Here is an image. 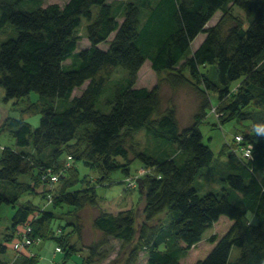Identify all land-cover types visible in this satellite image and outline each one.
<instances>
[{
	"label": "trees",
	"instance_id": "16d2710c",
	"mask_svg": "<svg viewBox=\"0 0 264 264\" xmlns=\"http://www.w3.org/2000/svg\"><path fill=\"white\" fill-rule=\"evenodd\" d=\"M27 1L0 0V33L8 26L17 32L0 40V88L6 100L17 103L36 91L41 104L29 100L20 109L21 116H7L1 127L23 149L1 147L0 208L5 204L15 208L22 191L34 190L31 182L20 181L34 168L32 177L45 188L46 201L52 192L53 200L44 207L27 202L16 208L12 227L0 242V264H40L30 247L45 238H54L63 252L67 250L66 262L77 247L65 239L61 227L53 232L56 213L46 208L64 204L74 208L81 240L80 211L86 206L98 210L94 226L105 238L88 245L89 254L81 264L105 259L103 246L109 238L134 243L131 263L144 249L145 264H264V177L259 176L264 169V131H257L258 126L264 129V0H122L118 6L109 0H68L64 5L34 0L30 7ZM234 7L243 9L246 19L235 15ZM217 11L222 16L207 26ZM83 18L88 20L90 45L78 49L76 30ZM202 32L205 38L192 49ZM105 41L108 47L102 48ZM146 60L158 73L169 70L172 86H196L202 100L191 124L181 126L174 107L162 109L158 85H136ZM209 66L215 70L213 77L202 72ZM118 67L125 75L113 79ZM86 82L82 92L74 94ZM211 92L217 93V104L213 105ZM39 107L40 124L33 128L24 114ZM208 110L219 112L223 122H246L236 134L253 144L252 157L243 158L234 151L236 134L228 143L230 154L223 163L228 189L219 194H201L196 186L215 159L200 128ZM143 129L154 147L137 151L129 142ZM31 145L34 151L26 149ZM29 153L37 163H31ZM80 159L95 167L102 180L117 169L129 176L137 159L149 169L139 187L145 197L139 224L130 208L118 212L102 208L94 186L70 191L44 187L41 176L48 169L66 180ZM35 215L30 235L36 241L17 255L14 250L13 259L4 257L9 242L13 248L23 229L19 225ZM162 215L168 220L161 222ZM211 228L214 231L205 237ZM234 246L240 253L231 259Z\"/></svg>",
	"mask_w": 264,
	"mask_h": 264
},
{
	"label": "rangeland",
	"instance_id": "374dc122",
	"mask_svg": "<svg viewBox=\"0 0 264 264\" xmlns=\"http://www.w3.org/2000/svg\"><path fill=\"white\" fill-rule=\"evenodd\" d=\"M43 5H47L49 3H60L64 5L68 0H40ZM114 6L120 5L122 0H109ZM34 0H28L26 3L27 7L32 6ZM96 10V8H95ZM233 13L240 18L246 19V12L243 9L238 7L233 8ZM222 16V11H217V13L210 19L207 26H212L218 22L220 17ZM121 14H119V19L122 20ZM87 24L88 20L86 18L82 19L81 25L77 28L76 34L79 37L78 49L88 47L90 45V41L87 34ZM17 32L13 30L12 27L8 26L5 28L2 33H0V40H5L6 38L11 36H16ZM114 33L111 35L110 38ZM206 34L204 32L200 33L192 44V49L198 47V45L205 38ZM102 48L108 47V42H102L100 44ZM72 59L69 58L66 60V64H71ZM214 68L212 66L202 67V72L206 73L209 77L214 76ZM169 70H164L160 73L156 72L150 60H146L142 65L138 79L136 82L137 86H147L149 88H153L156 85L160 87V93L162 96V109H166L168 107H174L176 109L177 115L179 117L181 126H187L191 124L194 120V115L199 108L202 97L198 92L196 86L194 85H185L180 87L172 86L167 80V76L169 75ZM185 74L190 76L189 71H185ZM125 75V71L122 67H118L115 69L113 74V79H119ZM194 81H196L194 79ZM86 82L81 87L75 88L74 94H80L83 88L87 85ZM197 83V82H196ZM200 87L204 88L203 83H198ZM210 97L213 105L218 103V95L215 92L210 93ZM29 100L33 103L39 102V95L36 91L31 92L29 97H24L17 103V99H5V91L3 88H0V103L4 104L5 107L9 110V115H13L16 117L21 116V108L23 106L28 105ZM99 107H102V104H98ZM1 107V106H0ZM109 111V109H107ZM208 115L202 121L200 128L203 133V141L208 144L215 154V159L213 164L208 167L203 173L198 177L196 181V186L199 188V192L204 194L208 191H214L216 193L223 192L226 188L228 189V184L224 180L223 175V163L230 154L228 143L234 142V135L241 130H244V126L247 124L246 122L239 123L236 120H230L223 122L220 118V115H215L208 110ZM8 115V116H9ZM0 116H2L1 108H0ZM24 117L32 124L33 128H36L40 124L41 118V109L34 112H29L24 114ZM6 117H0V157L3 152L1 146L8 147L11 149H20L17 146L15 138L13 134L7 130L2 129V125L4 123ZM248 129H252V125L248 126ZM154 142L152 139L147 138L145 134V130H141L139 132L134 133L133 139L129 142L132 148L137 151L142 150H150L152 149ZM26 149L32 150V145L28 146ZM68 151V149H67ZM70 152L74 151L69 149ZM74 153V152H73ZM30 157L33 161L31 163H37V159L31 153H29ZM66 151L60 157V161L64 162L66 159ZM131 157H134V152L131 153ZM120 163H125L124 159L118 158ZM141 162L137 159L132 163L131 174L127 177H137L136 184L133 183L132 186L127 185V177H125L122 172L117 169L112 171L109 177L105 180H102V175L99 171L92 167V165L88 161H84L80 159L76 161V167L72 168L68 175L69 179H60L56 184V190L58 188L61 191L68 188V190H75L87 186H94L96 188L98 194V202L99 205L105 210H109L112 212H118L121 209H132L133 214L136 217L137 223L139 224L144 219V214L142 213V209L145 205V197L139 188L138 178L145 177V174L141 170ZM36 168L29 170L28 172L22 174L20 176V181L30 183L33 186L34 190H26L20 193L19 201L16 203V207L14 208L12 205H3L0 208V242L5 241V234L12 227V216L17 207L20 204H24L27 202L33 204H41V207L46 206L48 203L43 194H46V191L40 186V183L37 182L34 177H32L33 173H36ZM64 174V173H63ZM67 177V174H65ZM260 177H264V169L259 172ZM48 185V184H46ZM25 187V185H24ZM46 208L52 209L56 214V218L53 220L51 228L53 232H56L59 227L64 229L65 239H68L70 245L76 244L77 250L71 251L65 262V257H67V250L63 253H60V256L63 257V260H58L60 264H81L84 261V258L89 254V250L83 247L82 242L86 244H92L98 240L104 239V234L98 230L94 226V217L98 212L97 207L86 206L84 209L80 211V220L79 226L81 227L82 233V241L80 239V235L76 230L77 217L74 214V208L71 205L64 204L60 206V208H55L53 206ZM164 220H168L166 215H162L161 222ZM23 225H19V228H23ZM45 228L49 231V227L45 225ZM38 229V228H37ZM214 231V228L208 229L205 233V237L209 236ZM39 233V229L37 230ZM50 232V231H49ZM61 236L63 233L60 234ZM51 239V238H50ZM35 245V244H34ZM33 245V246H34ZM134 246V243L124 244L122 241L109 238L108 242L103 246L105 252L107 253V257L102 260L96 261L95 264H145L147 252L142 249L139 253V257L135 263H131L129 261V256L131 250ZM9 251L8 254H11L12 251V242H9ZM69 247V245H68ZM67 248V246L65 247ZM240 253V248L238 246H234L231 252V259H234ZM60 260V261H59Z\"/></svg>",
	"mask_w": 264,
	"mask_h": 264
},
{
	"label": "built area",
	"instance_id": "2783aa9c",
	"mask_svg": "<svg viewBox=\"0 0 264 264\" xmlns=\"http://www.w3.org/2000/svg\"><path fill=\"white\" fill-rule=\"evenodd\" d=\"M217 115H219V112L215 111ZM235 142L236 146L234 147V151L240 154L243 158H251L253 153V144L250 141H247L245 139V136L242 133H238L235 135ZM70 158V156H69ZM143 171L147 175L149 173V169L147 168H141L140 172ZM59 173L52 171L51 169H48L42 176L41 179L43 181L44 187L48 186L49 189H54L56 183L59 180ZM137 177H127V185L132 186L135 182ZM48 184V185H46ZM43 188V186H42ZM53 200V192L48 194V201L47 203H50ZM37 215H35L27 224L24 225L23 229H21L18 233L17 238L15 239L13 243V248L17 253H20L21 251L27 249L29 246H31L36 239L33 238L30 233L33 231L32 222L36 219ZM56 251L60 252L62 251V248L57 245Z\"/></svg>",
	"mask_w": 264,
	"mask_h": 264
},
{
	"label": "crops",
	"instance_id": "0c3cea01",
	"mask_svg": "<svg viewBox=\"0 0 264 264\" xmlns=\"http://www.w3.org/2000/svg\"><path fill=\"white\" fill-rule=\"evenodd\" d=\"M0 106H1L0 108H1V112H2V116H0V117L1 118L2 117L7 118V116L9 115V110L2 103H0ZM33 148L34 147H32V151H34ZM21 149H23V148H20L17 150H21ZM249 215L251 216V222H255L256 219H255L254 215L251 213H249ZM82 241H84V240L82 239ZM82 244H83V247L85 249H88L89 244H86L84 242H82ZM56 246H57V241L54 238H51V239L45 238V239H39L38 242H36L34 246L30 247V250L32 253L36 254V256L39 259L40 264H59L58 260L56 261V259L58 258L60 260H63L64 256L63 257L60 256V258H59L60 253H63V251H60V252L56 251ZM8 251L4 255V257L6 256L10 259H13L15 257L14 249L12 248L11 254H8Z\"/></svg>",
	"mask_w": 264,
	"mask_h": 264
},
{
	"label": "water",
	"instance_id": "95a60500",
	"mask_svg": "<svg viewBox=\"0 0 264 264\" xmlns=\"http://www.w3.org/2000/svg\"><path fill=\"white\" fill-rule=\"evenodd\" d=\"M139 181V187L142 188L143 187V183H144V179L143 178H138Z\"/></svg>",
	"mask_w": 264,
	"mask_h": 264
},
{
	"label": "clouds",
	"instance_id": "9594fccd",
	"mask_svg": "<svg viewBox=\"0 0 264 264\" xmlns=\"http://www.w3.org/2000/svg\"><path fill=\"white\" fill-rule=\"evenodd\" d=\"M257 131H264L260 126L257 127Z\"/></svg>",
	"mask_w": 264,
	"mask_h": 264
}]
</instances>
